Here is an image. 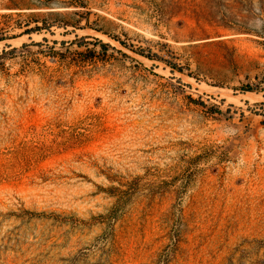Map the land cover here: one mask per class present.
<instances>
[{
  "label": "rangeland",
  "instance_id": "374dc122",
  "mask_svg": "<svg viewBox=\"0 0 264 264\" xmlns=\"http://www.w3.org/2000/svg\"><path fill=\"white\" fill-rule=\"evenodd\" d=\"M0 264H264V0H0Z\"/></svg>",
  "mask_w": 264,
  "mask_h": 264
},
{
  "label": "trees",
  "instance_id": "16d2710c",
  "mask_svg": "<svg viewBox=\"0 0 264 264\" xmlns=\"http://www.w3.org/2000/svg\"><path fill=\"white\" fill-rule=\"evenodd\" d=\"M33 31H26V34H30V33H32ZM121 44H123L124 46H126L124 43H121ZM79 46V48H82L83 47V45L82 44H79L78 45ZM99 46H101L102 47V50H103V52H108V48L110 47L108 44H104V43H102L101 41H99ZM141 55H143V56H145V54L144 53H140ZM148 58H150V59H152L153 57H151V56H147ZM155 58H160V57H155ZM160 60H163V59H160ZM167 64H169L173 69H176L177 68V65H175V64H173V63H170L169 61H165ZM246 91H254V89H251L250 87H248V89H245ZM198 104H200V105H202V106H205L204 105V103H202V102H198ZM216 113H221V111L219 110V109H217L216 111H215Z\"/></svg>",
  "mask_w": 264,
  "mask_h": 264
}]
</instances>
